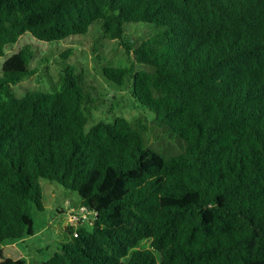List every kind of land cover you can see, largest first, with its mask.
I'll list each match as a JSON object with an SVG mask.
<instances>
[{
	"label": "trees",
	"instance_id": "trees-1",
	"mask_svg": "<svg viewBox=\"0 0 264 264\" xmlns=\"http://www.w3.org/2000/svg\"><path fill=\"white\" fill-rule=\"evenodd\" d=\"M138 23L154 32L135 47L125 33ZM95 24L133 56L103 77L181 152L161 156L124 117L86 130L97 89L73 66L18 98L37 73L24 46L0 76V264H26L5 245L33 235L42 179L75 192L93 222L72 224L40 264H264V0H0V56L26 33L59 42Z\"/></svg>",
	"mask_w": 264,
	"mask_h": 264
},
{
	"label": "rangeland",
	"instance_id": "rangeland-1",
	"mask_svg": "<svg viewBox=\"0 0 264 264\" xmlns=\"http://www.w3.org/2000/svg\"><path fill=\"white\" fill-rule=\"evenodd\" d=\"M153 32L154 29L144 23L128 24L125 40L136 47ZM24 46H31L35 53L31 67L37 73L13 86L18 98L30 92L52 91L59 82L63 68L73 66L76 73H81L85 80L97 89L94 97L97 98V103L91 111L86 130L99 121L113 123L117 117H124L134 124L145 127L142 131L145 144L157 150L161 156L170 158L181 152L177 143L181 141L170 139L154 123L153 114L147 107L132 97L129 90L120 88L103 77L104 67L129 68L133 56H127L121 42L105 38L99 24L93 25L86 35L73 36L59 42H43L29 33L24 34L16 44L6 47L4 56H0V76L3 63ZM69 50H72V53L64 57ZM136 67L137 70L146 68L143 65ZM41 187L44 210L34 211L33 235L8 241L5 245L6 258L23 259L26 264L44 263L50 261L59 251L60 243L71 239L68 232L73 229V225L68 220L67 212L71 203L72 207L79 208L78 195L43 179ZM149 246L148 240L141 245L142 248Z\"/></svg>",
	"mask_w": 264,
	"mask_h": 264
},
{
	"label": "built area",
	"instance_id": "built-area-1",
	"mask_svg": "<svg viewBox=\"0 0 264 264\" xmlns=\"http://www.w3.org/2000/svg\"><path fill=\"white\" fill-rule=\"evenodd\" d=\"M68 220L71 224L88 223L92 224L93 219L91 213L83 206L78 209L70 207L67 212Z\"/></svg>",
	"mask_w": 264,
	"mask_h": 264
},
{
	"label": "crops",
	"instance_id": "crops-1",
	"mask_svg": "<svg viewBox=\"0 0 264 264\" xmlns=\"http://www.w3.org/2000/svg\"><path fill=\"white\" fill-rule=\"evenodd\" d=\"M75 227V226H74ZM69 234V233H68ZM70 235V234H69Z\"/></svg>",
	"mask_w": 264,
	"mask_h": 264
}]
</instances>
